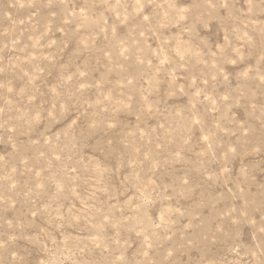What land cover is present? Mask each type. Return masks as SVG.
<instances>
[{
  "label": "rangeland",
  "instance_id": "rangeland-1",
  "mask_svg": "<svg viewBox=\"0 0 264 264\" xmlns=\"http://www.w3.org/2000/svg\"><path fill=\"white\" fill-rule=\"evenodd\" d=\"M0 264H264V0H0Z\"/></svg>",
  "mask_w": 264,
  "mask_h": 264
}]
</instances>
